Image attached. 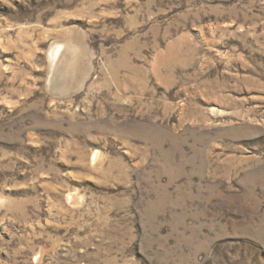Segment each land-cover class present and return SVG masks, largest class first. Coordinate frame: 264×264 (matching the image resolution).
<instances>
[{
	"label": "rangeland",
	"instance_id": "rangeland-1",
	"mask_svg": "<svg viewBox=\"0 0 264 264\" xmlns=\"http://www.w3.org/2000/svg\"><path fill=\"white\" fill-rule=\"evenodd\" d=\"M0 264H264V0H0Z\"/></svg>",
	"mask_w": 264,
	"mask_h": 264
},
{
	"label": "bare ground",
	"instance_id": "bare-ground-1",
	"mask_svg": "<svg viewBox=\"0 0 264 264\" xmlns=\"http://www.w3.org/2000/svg\"><path fill=\"white\" fill-rule=\"evenodd\" d=\"M59 48H60V46H55V48H52L50 51V58H51L53 63H55L56 59L58 58ZM97 157H99L98 153L95 154L94 160H97Z\"/></svg>",
	"mask_w": 264,
	"mask_h": 264
}]
</instances>
